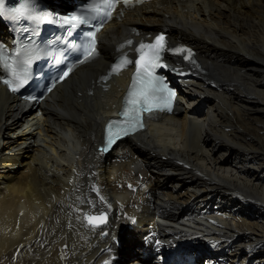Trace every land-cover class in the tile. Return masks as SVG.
<instances>
[{
  "label": "bare ground",
  "instance_id": "obj_1",
  "mask_svg": "<svg viewBox=\"0 0 264 264\" xmlns=\"http://www.w3.org/2000/svg\"><path fill=\"white\" fill-rule=\"evenodd\" d=\"M130 5L44 102L0 84V264H264V0ZM159 30L194 46L203 73L102 156L132 70L101 77L121 43Z\"/></svg>",
  "mask_w": 264,
  "mask_h": 264
},
{
  "label": "snow or ice",
  "instance_id": "obj_2",
  "mask_svg": "<svg viewBox=\"0 0 264 264\" xmlns=\"http://www.w3.org/2000/svg\"><path fill=\"white\" fill-rule=\"evenodd\" d=\"M104 3L107 7H112L113 5L104 0ZM25 9H16V14L23 15ZM91 11L98 12L96 8L91 9ZM106 16H110V13H107ZM66 23L77 22V23H87L86 19H81L78 16H73ZM132 41H128V44L131 45ZM96 40L95 33L91 35L90 44L82 49L84 57L90 58L95 52ZM138 59L134 61L128 57L122 58L118 63L115 64L112 71L114 73H119L123 67L129 64L135 65L136 73L133 78L131 91L128 93V100L126 103L130 105L126 109L124 119L127 122V127L120 128L117 132H112V126L109 125V136L108 143L111 144L116 136L120 135V132L131 131L132 126L140 123V113L142 111H152L155 108L159 110L171 111V105L173 98L175 97V92L169 90L166 86L162 85L160 79L155 75V69L161 67L162 54L166 51V37L164 35H159L155 38L154 43H141L137 48ZM186 51V50H178ZM188 56H191V53L188 52ZM29 65L31 61L28 62ZM72 71L71 68H68L67 71L63 73L64 77H67ZM29 78V70L25 68L23 73L13 72V79L17 81L13 85L11 80L5 79L4 83L7 84L12 91H17L19 87L23 86ZM89 223H102L106 220V216H90L87 218Z\"/></svg>",
  "mask_w": 264,
  "mask_h": 264
},
{
  "label": "rangeland",
  "instance_id": "obj_3",
  "mask_svg": "<svg viewBox=\"0 0 264 264\" xmlns=\"http://www.w3.org/2000/svg\"><path fill=\"white\" fill-rule=\"evenodd\" d=\"M184 42V41H183ZM34 145V144H33ZM98 215V214H97Z\"/></svg>",
  "mask_w": 264,
  "mask_h": 264
}]
</instances>
